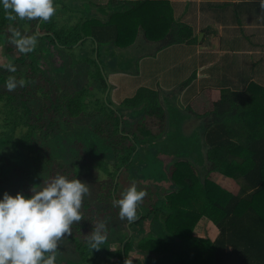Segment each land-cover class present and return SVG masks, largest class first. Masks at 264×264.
Masks as SVG:
<instances>
[{"label": "trees", "instance_id": "trees-1", "mask_svg": "<svg viewBox=\"0 0 264 264\" xmlns=\"http://www.w3.org/2000/svg\"><path fill=\"white\" fill-rule=\"evenodd\" d=\"M53 3L55 12L48 20L9 21L0 6V41L10 59L0 63V197L4 192L30 196L46 186L57 173L47 177L44 172L57 170L56 156L64 153L48 143L60 137L66 126L77 124L83 115L91 114L94 119L99 116L95 131L103 148L93 149L90 158L85 156L88 148L84 143L80 155L70 143L68 149L76 158L72 160L74 168L65 174L82 181L84 168L94 177L100 173L104 179L101 187H108V191L98 197L110 200L113 207V200L121 196V179L126 172L154 199L143 197L136 220L116 222L111 216L106 219L105 212L95 208L85 194L80 208L82 218L73 222L69 233L58 242L55 264H264V87L254 82L243 90L204 85L195 92L192 89L198 74L193 69L183 81L185 88L191 89L187 112L180 107L172 109L180 113L181 126L176 130L180 133L186 119H199L197 128L187 135L182 133L194 135L197 142L178 144L180 149L176 151L167 149L169 143L157 148L158 141L173 128L170 125L168 129L171 118L161 92L141 84L116 104L110 91L104 96L106 89L112 88L108 68L120 67L129 58L138 63L170 45L193 44L197 41L193 28L174 17L169 1ZM58 3L62 7H57ZM67 12L69 19L59 24L57 15ZM10 24L23 36L36 37L31 52H20L13 43ZM106 45L117 52L115 63H111L109 54L104 64L101 48ZM76 49L81 50L79 54ZM129 49L132 53L127 55ZM141 50L147 54L141 55ZM61 51L70 52L71 64ZM50 52L59 71L80 62L87 64L90 79L97 80L96 92L86 85L68 91L54 75L47 77L46 56ZM9 63L15 66V72L3 67ZM9 77L23 80V86L17 83L8 90L5 82ZM159 150L181 160L168 169L167 160L158 156ZM214 173L234 179L239 191L235 193L214 181ZM116 213L119 215V209ZM203 217L218 228L216 238L194 234L195 225ZM100 223L104 225L100 231L105 240L99 249H91L89 237ZM143 223L147 229L139 232ZM121 226L129 234L121 248L111 250L109 245L120 238ZM63 240L73 246V254L60 253L61 244H66ZM135 243L142 252L140 257L132 258L129 251Z\"/></svg>", "mask_w": 264, "mask_h": 264}, {"label": "rangeland", "instance_id": "rangeland-1", "mask_svg": "<svg viewBox=\"0 0 264 264\" xmlns=\"http://www.w3.org/2000/svg\"><path fill=\"white\" fill-rule=\"evenodd\" d=\"M69 1V0H68ZM98 4H103L107 2L108 0H94ZM183 5V3H182ZM57 7H62L61 3H58L56 5ZM70 13L67 12L65 14H58L57 15V21L59 24H64L65 20L69 19ZM234 43V41H228V43ZM217 44V43H216ZM193 45V44H192ZM190 44H176V45H170L167 47H164L160 49L155 55L152 56H144L140 61L137 62H130V58L127 59L124 63L121 62V66H114L111 68H108L109 70V77L108 81L111 83L112 88L107 90L104 93V96H106L107 92L110 91V98L112 97V101H114L116 104H120L121 101L127 96L133 94L137 88V86L143 84L146 86H151L158 88L161 92V96L164 101V105L168 108V116L171 118L169 119L168 123V129L169 126L172 125L169 132V135H164L163 139L161 141H158L157 148H162L165 146V143H169V148L167 149H173V150H179L180 148L177 147L178 144H193L197 142V138L194 135L184 136L183 134L187 135L189 132H191L194 128H197L200 124L199 119L196 117H191L186 119L182 123V133L179 131H176L179 125L181 126L180 120V113H178L177 110H173L172 107H180L182 112H187L186 104H187V96L191 95L190 90L188 87L183 85V81L187 76L190 75L191 71L198 67L199 65L197 62H195V58L199 59L200 61H206L207 56L205 51L200 54V46H197V43H195L193 46ZM214 43H212L213 47ZM52 50V49H51ZM132 49L126 50L129 54L132 53ZM4 43L3 40L0 41V63H7L10 59L7 55L4 54ZM81 51L80 49H76L75 52L79 54ZM137 51V50H135ZM102 59L105 65H107V60L109 57V54L111 55V63L114 62V58L116 57V51L112 49V47L106 45L103 48H101ZM61 53L64 55V59L71 64V56L69 51H61ZM141 55H146L147 52L145 50H141L139 52ZM138 55V56H141ZM190 55V56H189ZM229 56L227 55L226 58ZM223 61V63H220L221 57H210L209 60L212 61V69L215 72L213 75L207 79V80H196L195 84H193V91L200 90L204 85L207 86H220V85H226L230 86L236 89L243 90L247 83L243 81H230V78L232 77V71L234 70L233 67L236 65L235 61L232 64H229V60ZM52 53L48 56H46V68L48 69V72L46 73V76L49 77L50 74L53 76L56 81L62 82L65 87L68 89V91H73L75 89H80L83 86H88L92 90L96 92V81H92L88 75L89 66L85 64L84 62L78 63L75 67H68L65 71H59L56 66L58 64L57 61H53ZM126 64V65H125ZM128 64H131L129 66ZM118 65V64H117ZM127 65L129 67H127ZM113 66V65H112ZM223 66V67H222ZM232 66V67H231ZM220 70H217L218 68H221ZM238 66L236 65V68ZM125 68L129 69L128 72L125 71ZM142 69V70H141ZM119 70V71H117ZM132 70V72H130ZM54 73V74H52ZM238 76H241L243 78H246L248 75L243 73H238V71L235 72ZM256 83L257 86H264L262 81H253ZM103 96V93H102ZM95 97V96H94ZM94 97L92 99H94ZM190 98V97H189ZM176 118V120H175ZM178 122H175V121ZM101 121L100 117L98 116L96 119L92 117L91 114L89 115H83L81 118H79V122L74 125H69L64 128V130H61V136L58 138H54L51 140V142L48 143L50 148H61L60 150H63V154H57L56 160L57 165H59V168L57 170H46L44 172V175L48 177L55 174L53 177H56L57 175H66L67 178L73 179L71 175L65 174V171L72 170L73 164L72 160L76 158V155L68 149V145L70 143L72 144V147L76 150L77 155H80L84 145L88 148V150L85 152V156H88L92 158V151L93 149H97V147L103 148L102 145H99L101 141L98 136L96 135L95 128L99 126V122ZM175 122V123H173ZM172 123V124H171ZM84 124V125H82ZM91 125V126H90ZM93 128V129H91ZM80 138V139H77ZM98 141V142H97ZM159 157L165 158L168 162V169L174 164L177 160H181V158H175V157H167L169 156V153H166L164 150H159ZM89 154V155H88ZM79 164H82L83 162H78ZM197 168L202 173L204 172L201 165L196 163ZM201 169V170H200ZM82 174V181L87 183L88 186V193L89 200L91 203L95 206V208L101 209L105 212V217L111 216V220L116 222H121L122 220L119 215H117L116 210L119 209L118 206L113 207L110 200H100L98 195L101 193H104L108 191V187L105 189L101 187L103 177L98 173L93 176L92 172H90L91 175H88L86 172V169L84 168ZM119 174V173H118ZM117 174V175H118ZM152 177V176H151ZM151 179V178H149ZM213 180L219 183L220 185L225 186L226 188L230 189L231 191L237 193L239 191V185L238 183L232 179L228 178L222 174L214 173L213 174ZM146 181V179H145ZM108 185H110V182H107ZM132 184H135L134 180L129 179L128 173L126 172L122 179H121V189L119 194L123 191H125L129 186ZM137 190H144L147 197L148 193L145 190L144 186L142 184H135ZM166 191H170L169 189ZM160 193L162 191H159ZM93 197V198H92ZM149 197V196H148ZM91 198V199H90ZM150 200L154 199L153 197H149ZM143 199V198H142ZM100 212V211H99ZM119 225V223H118ZM129 225V224H128ZM147 225L143 223L139 227L140 231H145L147 229ZM119 239L114 240L109 246L111 250H117L121 248L123 241L125 240L126 236L129 234V230H127L125 227L121 226L119 227ZM138 234V232L136 233ZM194 234L200 237L204 238H211L214 239L218 235V228L213 224L212 221L209 219L203 217L201 218L197 224L194 227ZM62 243H66L65 240H63ZM136 244L134 245L133 249L129 251V257L135 258L140 257L142 252L141 248H137ZM71 251H73V246H71L69 243L61 244L60 246V253H63L65 256L68 254H73ZM62 255V254H61ZM116 257H113L112 260H116Z\"/></svg>", "mask_w": 264, "mask_h": 264}, {"label": "clouds", "instance_id": "clouds-1", "mask_svg": "<svg viewBox=\"0 0 264 264\" xmlns=\"http://www.w3.org/2000/svg\"><path fill=\"white\" fill-rule=\"evenodd\" d=\"M264 8V0H260ZM7 20H48L55 12L53 0H0ZM13 43L22 53L31 52L36 45V37L21 35L12 25ZM9 72H15L11 63L3 65ZM17 83L24 81L9 77L5 86L13 90ZM89 191L87 183L80 179H69L57 175L46 186L32 191L30 196L20 192L11 195L4 192L0 197V264H55L58 242L70 231L73 222L81 220V204ZM146 195L137 190L135 184L113 200L119 207V217L132 222L137 218L138 206ZM98 224L89 237V247L99 249L105 240V234Z\"/></svg>", "mask_w": 264, "mask_h": 264}, {"label": "crops", "instance_id": "crops-1", "mask_svg": "<svg viewBox=\"0 0 264 264\" xmlns=\"http://www.w3.org/2000/svg\"><path fill=\"white\" fill-rule=\"evenodd\" d=\"M154 1L172 3L174 17L193 28L197 36V41L193 42V45L197 43V46H200V54L205 51L207 56L206 61L195 58L199 65L195 68L197 80L205 81L215 72L217 66L212 69L210 57L215 55L221 57L218 61L220 64L228 55L226 58L229 60L228 63L232 64L235 61L238 66L233 67L230 81H243L247 84L262 81L264 84V8L261 7L260 0ZM236 71L248 76L246 78L238 76Z\"/></svg>", "mask_w": 264, "mask_h": 264}]
</instances>
